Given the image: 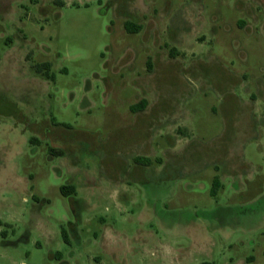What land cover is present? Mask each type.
Segmentation results:
<instances>
[{
  "label": "rangeland",
  "instance_id": "374dc122",
  "mask_svg": "<svg viewBox=\"0 0 264 264\" xmlns=\"http://www.w3.org/2000/svg\"><path fill=\"white\" fill-rule=\"evenodd\" d=\"M204 263L264 264V0H0V264Z\"/></svg>",
  "mask_w": 264,
  "mask_h": 264
},
{
  "label": "trees",
  "instance_id": "16d2710c",
  "mask_svg": "<svg viewBox=\"0 0 264 264\" xmlns=\"http://www.w3.org/2000/svg\"><path fill=\"white\" fill-rule=\"evenodd\" d=\"M125 28H126V30H127L129 33L138 32V30H139V26L136 25V24H134L133 22H126V24H125ZM50 67H51V64L48 63V62H45V63L37 64L35 68H36V70H37L39 73H43V74H46V75L49 76V70H50ZM145 107H146V104H145V102H143V103L137 105V106L135 107V110H136V111H142V110L145 109ZM51 151H52V152L60 153V152H59L58 150H56V149H51ZM135 161H136L137 163H140V164H145V165H148V164H149V161H146L144 158H141V157L136 158ZM218 179H219L218 177H216V178L214 179V187H213L214 190H217V189L219 188L220 183H219V180H218ZM70 191H71V192H75V188L72 187V186H65V187L62 188V193H63L64 195H67V196L70 195V194H71ZM64 238H65V239L67 238L66 233H64ZM204 264H210V263H204Z\"/></svg>",
  "mask_w": 264,
  "mask_h": 264
}]
</instances>
